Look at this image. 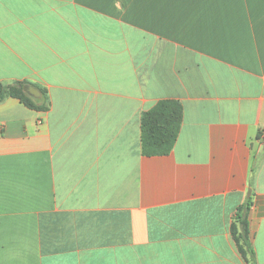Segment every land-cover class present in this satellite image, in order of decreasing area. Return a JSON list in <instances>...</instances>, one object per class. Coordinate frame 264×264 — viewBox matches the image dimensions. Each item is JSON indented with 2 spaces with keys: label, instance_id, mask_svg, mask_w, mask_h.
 I'll list each match as a JSON object with an SVG mask.
<instances>
[{
  "label": "crops",
  "instance_id": "obj_1",
  "mask_svg": "<svg viewBox=\"0 0 264 264\" xmlns=\"http://www.w3.org/2000/svg\"><path fill=\"white\" fill-rule=\"evenodd\" d=\"M19 81L48 108L0 101V264H247L237 213L264 264V0H0Z\"/></svg>",
  "mask_w": 264,
  "mask_h": 264
},
{
  "label": "trees",
  "instance_id": "obj_2",
  "mask_svg": "<svg viewBox=\"0 0 264 264\" xmlns=\"http://www.w3.org/2000/svg\"><path fill=\"white\" fill-rule=\"evenodd\" d=\"M28 83L19 81L13 84L0 82V101L6 97L17 98L25 106L35 110H46L48 106L41 99H34L27 91ZM182 108L174 100H160L153 108L141 116V144L146 154H166L173 146L179 124L181 122ZM258 138L264 140V129L257 133ZM246 205V204H245ZM245 205L239 206V210ZM231 235L237 249L247 264H255V251L249 237V227L246 218L237 213L230 226Z\"/></svg>",
  "mask_w": 264,
  "mask_h": 264
},
{
  "label": "water",
  "instance_id": "obj_3",
  "mask_svg": "<svg viewBox=\"0 0 264 264\" xmlns=\"http://www.w3.org/2000/svg\"><path fill=\"white\" fill-rule=\"evenodd\" d=\"M33 90H36V89L31 86L28 87V93L36 97L38 94H35Z\"/></svg>",
  "mask_w": 264,
  "mask_h": 264
}]
</instances>
